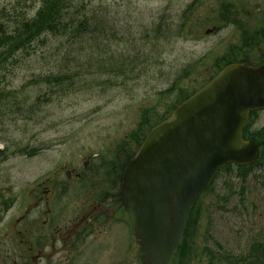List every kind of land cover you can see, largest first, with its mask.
Masks as SVG:
<instances>
[{
	"label": "rangeland",
	"instance_id": "obj_1",
	"mask_svg": "<svg viewBox=\"0 0 264 264\" xmlns=\"http://www.w3.org/2000/svg\"><path fill=\"white\" fill-rule=\"evenodd\" d=\"M233 1L240 2L75 0L69 13L88 21L85 35L46 34L0 66V108L10 109L0 113V148L9 155L1 178L17 165L33 177L55 159L104 153L111 141L129 139L150 109L153 119L170 111L233 52L220 41L229 29L206 33L218 18L213 8ZM41 4L0 0V24L10 32ZM253 126L264 127V109ZM253 164L241 174L237 165L219 171L198 204L193 248L183 263L230 264V257L251 263L250 252L264 244V157ZM113 231L127 249L132 228L120 224Z\"/></svg>",
	"mask_w": 264,
	"mask_h": 264
},
{
	"label": "flooded vegetation",
	"instance_id": "obj_2",
	"mask_svg": "<svg viewBox=\"0 0 264 264\" xmlns=\"http://www.w3.org/2000/svg\"><path fill=\"white\" fill-rule=\"evenodd\" d=\"M255 1L213 8L218 18L206 33L229 29L221 43L243 55L237 62L258 66L264 63V0ZM120 145L111 141L104 153L55 159L49 171L33 177L19 165L0 176V264H144L134 232L126 249L113 231L120 224L133 231L122 200L125 168L133 158H109ZM7 161L9 156L0 157V172Z\"/></svg>",
	"mask_w": 264,
	"mask_h": 264
},
{
	"label": "water",
	"instance_id": "obj_3",
	"mask_svg": "<svg viewBox=\"0 0 264 264\" xmlns=\"http://www.w3.org/2000/svg\"><path fill=\"white\" fill-rule=\"evenodd\" d=\"M261 109L264 63L233 62L149 131L122 189L144 264H172L190 214L219 170L257 161L260 147L244 129Z\"/></svg>",
	"mask_w": 264,
	"mask_h": 264
},
{
	"label": "trees",
	"instance_id": "obj_4",
	"mask_svg": "<svg viewBox=\"0 0 264 264\" xmlns=\"http://www.w3.org/2000/svg\"><path fill=\"white\" fill-rule=\"evenodd\" d=\"M41 1L42 4L38 9V11L36 12L35 16L23 20L20 23V25L14 30L8 32L4 28V25L0 24V66L8 62L9 59L12 58L17 51H20L32 45L36 40L40 39L42 36L46 34L51 33L57 35H65L72 33L75 36L81 37L89 31L87 20L83 19L76 21L74 20V18H72V15L69 13V10L73 6L75 0H41ZM69 15L71 16L73 22H71L68 19ZM242 56H243L242 54H239L236 52V50H233L231 54H229L227 57L221 60L222 63L218 62L219 68L216 69L215 74L213 76H215L217 72H219L226 65L233 62L241 61ZM213 76L210 75L206 81L208 82L211 78H213ZM56 80L57 83L59 84L60 82L63 81L58 79ZM205 83L206 82H204L203 85ZM194 92L184 95L182 97L183 99L180 102H176V104H174L172 109L174 110L181 102L189 98ZM172 109L170 111L165 112L163 115L157 116L155 119H153L154 115L152 114L154 113V109L152 110L150 109L148 113L144 114L143 120L139 125V129L131 135L132 143L135 145L134 149L132 148L131 145L132 143L127 139H125L124 142L119 147L120 150L117 151L116 153L118 155V158H114V159L118 160L120 163L131 160L134 157L133 153L138 147H140L148 132L156 124L167 118V116L173 112ZM9 110H10L9 108L1 107L0 113H4L3 111H7L8 113L10 112ZM257 113L258 110L251 112L250 121L244 129V137L246 139L255 140L260 147V156L255 163L259 162L264 157V127L255 128L253 126L255 122V116ZM147 117H149V120ZM128 148H131V151L128 150ZM2 156L5 158H8L9 156L8 153L4 151V149H0V157ZM234 165L235 164H229L226 167L222 168L220 172L223 169L226 170L231 169L233 168ZM120 166L123 167V164H120ZM249 168H251V166L249 167L238 166L237 168L239 171L238 173L241 174L240 173L241 170L249 169ZM220 172H218V174ZM216 178L214 179V181L216 180ZM214 181L212 182V184L214 183ZM199 202L200 200L197 202V204L195 205V207L193 208L190 214L185 235L182 244L175 256L174 263H176L177 259H179L180 261H182L181 262L182 264H185L183 262L188 256H190L191 249L193 248L191 247V244L189 242L190 230L192 229L193 226H195V216L197 215ZM250 254L251 255L249 256V258L252 257V260L251 263L249 264H264V244L258 243L250 252ZM245 261H246L245 259H235L232 257H230L229 259L230 264H246Z\"/></svg>",
	"mask_w": 264,
	"mask_h": 264
}]
</instances>
